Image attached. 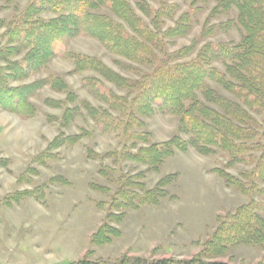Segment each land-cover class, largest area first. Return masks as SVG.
Listing matches in <instances>:
<instances>
[{
	"label": "rangeland",
	"instance_id": "obj_1",
	"mask_svg": "<svg viewBox=\"0 0 264 264\" xmlns=\"http://www.w3.org/2000/svg\"><path fill=\"white\" fill-rule=\"evenodd\" d=\"M128 1L136 7L140 0ZM29 3L0 0V21L5 24L0 37ZM175 3L179 6L175 19L188 11L192 24L186 36L167 45L169 53L192 44L201 47L240 40L239 28L201 36L204 29L235 20L234 9L210 17L213 1ZM53 16L40 15L44 19ZM170 26L165 21L164 27ZM55 51L56 57L45 69L14 85L58 76L76 101L70 104L64 93L45 86L30 99L36 108L32 118L0 110V264H264V230L260 242L252 240L256 234L253 212L264 220V181L260 174H253L260 155L257 141L236 142L239 151L233 159L218 148L205 155L187 148L173 151L156 168L127 160V153L175 136L187 141L189 136L180 133L181 118L154 114L140 119V128L133 119L114 112L94 120L84 104L107 112L101 96L129 94L95 72H74L66 56L98 59L129 82L140 80L149 69L110 54L86 36L59 42ZM220 92L242 103L235 95ZM55 102L61 106L55 107ZM65 108H76L78 114L62 127ZM256 113L249 111L250 117L263 124ZM143 134L147 144L139 138ZM67 136L79 140L47 151L55 138ZM259 171L262 174L264 165ZM165 178L170 179L163 188L165 195L155 203H143L145 192ZM237 212L240 216L233 219Z\"/></svg>",
	"mask_w": 264,
	"mask_h": 264
},
{
	"label": "trees",
	"instance_id": "obj_2",
	"mask_svg": "<svg viewBox=\"0 0 264 264\" xmlns=\"http://www.w3.org/2000/svg\"><path fill=\"white\" fill-rule=\"evenodd\" d=\"M175 1L149 0L146 3L140 0L134 7L128 0H30L0 37L4 41L0 47V110L24 119L32 118L36 108L30 99L45 86L64 93L66 102L73 104L76 98L58 76L14 84L45 69L57 55V43L79 36L90 37L110 54L147 67L149 71L140 80L129 82L98 59L68 54L66 58L72 61L74 72H95L129 94L126 97L101 96L108 107L107 112L84 104L88 115L96 120L100 114L104 118L114 112L127 120L133 119L138 128L143 126L142 118L154 114L177 115L181 118L180 133L189 136L187 141L175 136L166 142L141 147L135 154L127 153V160L156 168L173 151L184 152L187 148L202 155L218 148L233 159L239 151L236 142L252 139L257 141L260 152L253 174H260L264 181V171L258 172L264 165V122L258 124L249 115L253 110L264 121V0H197L202 4L215 2L210 17L231 9L236 11L235 20L204 29L202 37H208L216 30L226 32L239 28L242 32L240 40L237 43H206L201 47L192 44L169 53L167 45L186 36L192 24L188 11L175 19L179 9ZM150 3H154L156 9L150 7ZM136 9L147 21L137 15ZM42 13L54 16L44 19L40 17ZM165 21H170L172 26L164 27ZM4 26L0 21V27ZM193 55V59L183 61ZM220 90L235 95L237 102L242 103L225 98ZM53 104L61 106L60 102ZM77 114L76 108H65L61 126L69 125ZM145 136H139L143 144L148 143ZM78 140L76 136L57 137L50 142L47 151L75 144ZM169 180L165 178L154 190L145 192L142 202L155 203L162 198L165 195L163 188ZM237 216H240L239 212L233 219ZM252 221L256 223L252 240L258 243L262 240L264 220L254 211Z\"/></svg>",
	"mask_w": 264,
	"mask_h": 264
}]
</instances>
